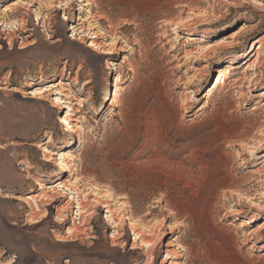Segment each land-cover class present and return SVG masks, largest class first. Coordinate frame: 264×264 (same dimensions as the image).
I'll list each match as a JSON object with an SVG mask.
<instances>
[{
    "label": "rangeland",
    "instance_id": "rangeland-1",
    "mask_svg": "<svg viewBox=\"0 0 264 264\" xmlns=\"http://www.w3.org/2000/svg\"><path fill=\"white\" fill-rule=\"evenodd\" d=\"M204 2L0 0V264H264V0Z\"/></svg>",
    "mask_w": 264,
    "mask_h": 264
},
{
    "label": "bare ground",
    "instance_id": "bare-ground-1",
    "mask_svg": "<svg viewBox=\"0 0 264 264\" xmlns=\"http://www.w3.org/2000/svg\"><path fill=\"white\" fill-rule=\"evenodd\" d=\"M226 2H228V0H205L204 3L207 4V5H203L201 7V12L200 13H201L202 16L211 15L212 12L209 11L210 8L211 9L214 8L215 5L224 6ZM63 18L65 19V17H63ZM79 27L82 28L83 25H80ZM90 46H94L95 47L96 44L93 41H91L90 42ZM258 55H259L258 52H257V54L256 53L253 54L252 57L255 56L253 62L257 61V59H258L257 56ZM243 58L246 59V56H244ZM236 59H237V57L230 58L229 61H228L229 65H227V66H225L223 68H219L217 76L212 80V83L209 85V89H208L207 93H212V90L217 88L219 85L225 83V81L227 79V76L231 73L230 65L237 64V62H238V60H236ZM57 85H59V84H55L54 87H56ZM44 91L45 90H43L40 87V88H35L32 92H27V94H32V95H34L32 97H34L36 99H39L38 95L43 94ZM108 92H109V89L106 87L105 88V94H107ZM52 95L54 96V98H51V102H50L51 105L54 106V107L60 106V108H64L65 109L66 106H64V105H65L66 101L63 100V98H61V97H66L67 95L65 96L64 93H61L58 90H55L54 94H52ZM59 96H61V97H59ZM79 106H81V105H79ZM66 108H69V106H67ZM69 111H72L71 108H69ZM83 119L84 118H78L77 117L74 120L73 118H71V116L69 114L62 112V114H60L58 120H59L60 123L63 124L62 125V129L66 133H68V132H71V131L75 132L78 129H82V125L81 124H82ZM73 121H76V125H73ZM75 126H76V128H75ZM80 134H81V138L79 140V144L83 143L84 140H85L84 139V134L82 132ZM60 143H61L60 145H67L68 142H67L66 137H63ZM38 146H40V145H38ZM41 147H43V144H42ZM45 160L49 161V158H45ZM74 161H75V157L72 156L71 154L60 153V155H59V157L57 159V166H58L57 167V171L54 174H52L51 177L52 178L53 177H58V176L62 175L64 172L70 173L71 171H73L75 169ZM67 163H70V164L68 165ZM75 180L76 179L71 181L69 179L68 180L66 179V180L59 181L58 185L47 187L48 190L46 189V187L43 185L42 182L37 181L35 183L38 186V191L36 193H34L33 195L27 196L26 199H29L38 208V202L42 201V199L45 198V197H51V193L59 194V195H61V197H63V196L65 197L66 195H68L67 193L72 194V192L74 191L73 186L75 185L74 184ZM20 198L19 197H10L9 199H18V200H20ZM35 205H33V206H35ZM65 206L63 208L61 206H60L61 208L60 207L56 208V212H57V214H56L57 218L56 219H60L61 223L65 222L66 215H67L66 214L64 216L62 214V212L67 213L66 211H67L68 208L65 207ZM83 209L84 208H83V205L81 204V202L78 203L77 204V215L78 216H81V212H82ZM108 212H110V210H108ZM110 214H111V212H110ZM28 216H30L31 219H35L34 218V210ZM42 217H44V216H42ZM75 220H76V217L71 218V221H72L73 224L75 223ZM36 222H38V221H35L34 223H36ZM113 223H114V228L115 227L117 228L119 226L116 221H113ZM73 229L77 230L78 226L74 227ZM73 229H71L70 227L66 228V230L68 232H72ZM130 232H132V230H130ZM136 238H137V236H136ZM148 244H149V242H148ZM147 246H149V245H147Z\"/></svg>",
    "mask_w": 264,
    "mask_h": 264
}]
</instances>
